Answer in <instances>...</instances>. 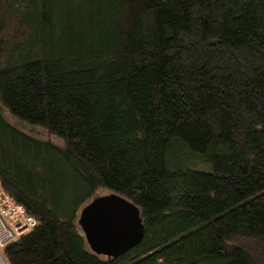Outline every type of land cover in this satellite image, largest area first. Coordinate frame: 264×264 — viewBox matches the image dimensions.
I'll list each match as a JSON object with an SVG mask.
<instances>
[{
	"label": "trees",
	"instance_id": "obj_1",
	"mask_svg": "<svg viewBox=\"0 0 264 264\" xmlns=\"http://www.w3.org/2000/svg\"><path fill=\"white\" fill-rule=\"evenodd\" d=\"M0 187L36 221L7 264H264V0H0ZM100 189L143 223L116 258Z\"/></svg>",
	"mask_w": 264,
	"mask_h": 264
},
{
	"label": "water",
	"instance_id": "obj_2",
	"mask_svg": "<svg viewBox=\"0 0 264 264\" xmlns=\"http://www.w3.org/2000/svg\"><path fill=\"white\" fill-rule=\"evenodd\" d=\"M77 223L89 250L107 258L120 256L143 236L139 209L112 192L93 197L81 208Z\"/></svg>",
	"mask_w": 264,
	"mask_h": 264
},
{
	"label": "built area",
	"instance_id": "obj_3",
	"mask_svg": "<svg viewBox=\"0 0 264 264\" xmlns=\"http://www.w3.org/2000/svg\"><path fill=\"white\" fill-rule=\"evenodd\" d=\"M36 226L33 217L0 187V264H7L4 249Z\"/></svg>",
	"mask_w": 264,
	"mask_h": 264
},
{
	"label": "rangeland",
	"instance_id": "obj_4",
	"mask_svg": "<svg viewBox=\"0 0 264 264\" xmlns=\"http://www.w3.org/2000/svg\"><path fill=\"white\" fill-rule=\"evenodd\" d=\"M3 117L11 126L15 127L19 131H21V132H23V133H25L31 137H34V138L39 139L41 141L50 142L51 144H53L54 146H57V147H63V145H64L62 138H60L59 136H57L55 134H52V133L50 134L49 132H47L45 129H43L41 127L26 124V123H24V122H22L16 118L10 116L6 112H3ZM109 193L110 192L107 189H100L95 193L94 197L107 195ZM87 247H88V245H87Z\"/></svg>",
	"mask_w": 264,
	"mask_h": 264
}]
</instances>
